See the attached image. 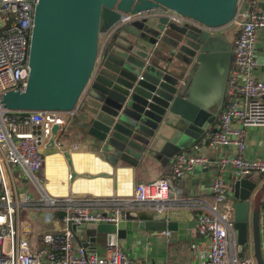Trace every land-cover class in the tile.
<instances>
[{
	"label": "water",
	"instance_id": "obj_1",
	"mask_svg": "<svg viewBox=\"0 0 264 264\" xmlns=\"http://www.w3.org/2000/svg\"><path fill=\"white\" fill-rule=\"evenodd\" d=\"M238 1L39 0L27 86L5 93L0 105L12 111H80L112 168L147 159L170 162L211 129L223 108L233 46L220 32L233 24ZM168 9L190 21L179 24L154 13ZM141 12L148 14L132 25L142 38H134L133 27L119 23L123 15ZM114 27L100 49V35ZM202 170L195 167L194 173ZM256 188L251 179L236 180L231 197L239 257L250 247L264 264V218L251 206ZM69 228L76 239L83 229L120 239L127 230L163 231L177 239L180 226L147 211H127L117 225ZM95 241L83 244L92 247Z\"/></svg>",
	"mask_w": 264,
	"mask_h": 264
},
{
	"label": "built area",
	"instance_id": "obj_2",
	"mask_svg": "<svg viewBox=\"0 0 264 264\" xmlns=\"http://www.w3.org/2000/svg\"><path fill=\"white\" fill-rule=\"evenodd\" d=\"M38 2L0 0V101L8 91L24 90L27 86L30 41ZM154 13L179 24L190 21L169 9ZM147 14H125L119 24L140 20ZM233 24L237 30L232 41L233 62L225 100L217 131L209 136L211 148L228 147L233 154L223 155L217 161L218 174L211 188L213 201L207 213L197 217L199 235L208 238L205 249L195 254L198 264H258L253 257H239L235 214L226 176L231 173L239 180L251 174H264V160L245 157L248 131L264 129V81L254 76L258 33L264 29V11L259 7V0H239ZM116 27L109 30L108 37ZM72 115L62 111H12L0 105V264H138L122 250L117 233L107 234L105 255H99L93 245L82 243L75 247L76 236L69 224L117 225L127 211H152L157 213L156 217L163 218L170 198V181L176 182L195 167L204 168L209 162L202 155L181 153L175 156L167 176L137 184L132 196L127 198L113 197L110 201L82 205L72 196L49 197L40 181L45 164L41 147L52 146L53 140L54 146L62 148L58 132L54 136L52 129L58 126L61 130ZM17 177L35 184L41 197L37 199L24 187L17 186ZM68 178L71 180L72 175ZM111 203L117 205L113 211L109 210ZM95 205L105 208L93 211ZM28 209L39 210L45 225L61 221L63 227L44 229L35 243H31V221L21 218ZM60 212L66 215L61 218ZM38 243L43 246L37 247ZM262 253L264 259V242Z\"/></svg>",
	"mask_w": 264,
	"mask_h": 264
},
{
	"label": "crops",
	"instance_id": "obj_3",
	"mask_svg": "<svg viewBox=\"0 0 264 264\" xmlns=\"http://www.w3.org/2000/svg\"><path fill=\"white\" fill-rule=\"evenodd\" d=\"M259 7L264 11V0H259ZM236 30V25L232 24L220 34H225L224 36L232 42L236 37ZM106 40L107 38H104L100 41V49L104 47ZM151 48L152 46L149 47V49ZM256 52L257 67L254 76L256 79L264 81V29L258 33ZM85 122L84 115L80 111L76 112L70 117L67 125L58 131L62 148L58 146L43 147L46 153L43 154L45 164L40 172V181L47 195L52 198L72 196L76 203L82 205L91 202L98 203L102 200L110 201L113 197L127 198L132 196L137 184L167 176L173 168L175 156L181 153L205 156L209 162L201 173L188 172L180 181L171 182L165 217L158 218L156 217L157 213L147 211L155 214V220L178 222L180 228L177 239L167 236V232L147 230H127L126 237L119 238L122 250L129 253L138 264L151 262L198 264L195 254L205 249L208 238L199 235L197 217L206 214L208 205L213 201L211 188L218 174V159L223 155L233 154V150L228 147L211 148L209 136L212 133L209 130L181 148L170 162L147 159L136 166L120 165L117 168H112L105 161L101 145L90 136L88 128L83 125ZM218 125L219 120L217 127ZM245 157L249 160H264V129L248 131ZM69 174L72 175L71 180L68 178ZM226 181L229 199H231L230 189L233 192L236 180L229 173L226 176ZM104 208L95 205L92 210L103 211ZM109 208L110 211H113L117 205L111 203ZM256 211H261L264 218V201ZM29 214L34 215L35 212L30 211ZM60 227H63V224ZM85 231L83 229L82 234H77L78 239L76 240L79 246L85 241L83 239L85 236L94 237L96 241L92 244L93 248L99 255H105L107 234L105 236L96 231ZM100 236L104 238L101 249L96 245ZM247 253L248 257L255 258L254 250L250 247H248ZM244 257H246L245 254Z\"/></svg>",
	"mask_w": 264,
	"mask_h": 264
},
{
	"label": "rangeland",
	"instance_id": "obj_4",
	"mask_svg": "<svg viewBox=\"0 0 264 264\" xmlns=\"http://www.w3.org/2000/svg\"><path fill=\"white\" fill-rule=\"evenodd\" d=\"M133 23L134 22H127V23H124V25H126L125 27H128V28L129 27H133V29H134V26L132 25ZM134 32H135V35H136V36H134V38H142L141 37V32H139V31H137L135 29H134ZM107 37H108V35H106V34L100 35V41H102L104 38H107ZM104 72L105 71L103 70V73ZM218 120H219V116L217 117L215 125H213L211 127V129H210L211 133H215L217 131ZM93 131L95 133L94 129H93ZM41 150L43 151V154L45 155V153H46L44 151L45 149L41 147ZM219 159H218V161H219ZM246 178L251 179L257 185V188L255 189V191L252 193V196H251L252 208L254 207L253 211L256 212L257 208H260V205L262 206L263 201H264V174L263 175H259L258 177H257V174H251V175L246 176ZM16 180H17V186H23L26 189L27 192H29V193L31 192L37 199L40 198L41 194L39 193V191L37 189V186L35 184H33L31 182L23 181V180L19 181L18 177H17ZM171 182L172 181H170V184H171ZM230 193H232V189H230ZM230 200H233L232 197H231ZM27 211L28 212L29 211L35 212L34 215H31L28 212L25 215L24 214L21 215V218H25L26 217V218L30 219V221H31V224H32V234L30 236V242L31 243L34 242L37 239L38 236L41 235L42 229L53 230V229H55V228H57L59 226H62V222L61 221H58L57 224L45 225L44 222H43L42 213H40L39 210H37V209H28ZM54 220H56L55 216H54ZM85 232H90V231L86 230ZM89 238H90V236L89 237L85 236V238H83V239L85 241H88ZM103 241H104V238L102 236H100L99 240L96 243V245L98 246L99 249H101V247H103V244H102ZM74 243H75V247H79L78 241L76 239H75ZM85 245L89 246L90 244L86 243ZM105 245H106V242H105ZM42 246L43 245L41 243H38V245H37V247H42ZM245 256L248 257V253L247 252L245 253Z\"/></svg>",
	"mask_w": 264,
	"mask_h": 264
},
{
	"label": "flooded vegetation",
	"instance_id": "obj_5",
	"mask_svg": "<svg viewBox=\"0 0 264 264\" xmlns=\"http://www.w3.org/2000/svg\"><path fill=\"white\" fill-rule=\"evenodd\" d=\"M132 22H134V21H132ZM109 38V37H108Z\"/></svg>",
	"mask_w": 264,
	"mask_h": 264
},
{
	"label": "bare ground",
	"instance_id": "obj_6",
	"mask_svg": "<svg viewBox=\"0 0 264 264\" xmlns=\"http://www.w3.org/2000/svg\"><path fill=\"white\" fill-rule=\"evenodd\" d=\"M126 18H128V17H126Z\"/></svg>",
	"mask_w": 264,
	"mask_h": 264
}]
</instances>
